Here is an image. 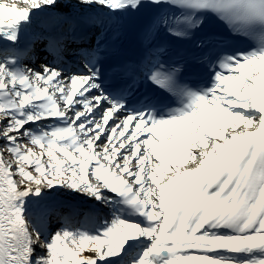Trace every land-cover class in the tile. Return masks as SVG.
<instances>
[{
	"label": "snow or ice",
	"instance_id": "obj_1",
	"mask_svg": "<svg viewBox=\"0 0 264 264\" xmlns=\"http://www.w3.org/2000/svg\"><path fill=\"white\" fill-rule=\"evenodd\" d=\"M146 3L143 55L106 69ZM64 9L95 44L38 36L29 66ZM0 264H264V0H0Z\"/></svg>",
	"mask_w": 264,
	"mask_h": 264
},
{
	"label": "bare ground",
	"instance_id": "obj_2",
	"mask_svg": "<svg viewBox=\"0 0 264 264\" xmlns=\"http://www.w3.org/2000/svg\"><path fill=\"white\" fill-rule=\"evenodd\" d=\"M9 2H11V0H9ZM64 11L65 12H72V10L71 9H64ZM45 41V40H44ZM40 48L38 49L39 50V53H43V52H45L46 50H45V48H46V44H37ZM43 45L45 46V47H43ZM72 46H74V45H70L69 43H68V47H72ZM78 48L79 47H84V44H82V43H79V44H77L76 45ZM73 49H75V48H73Z\"/></svg>",
	"mask_w": 264,
	"mask_h": 264
},
{
	"label": "rangeland",
	"instance_id": "obj_3",
	"mask_svg": "<svg viewBox=\"0 0 264 264\" xmlns=\"http://www.w3.org/2000/svg\"><path fill=\"white\" fill-rule=\"evenodd\" d=\"M78 199L81 200V201H83V203H84L85 205L90 204V203H93L92 201H87V200H85L83 197H78ZM84 208L87 209L86 207H83L82 211H84ZM84 221H85V220H84ZM57 225H58V224H57Z\"/></svg>",
	"mask_w": 264,
	"mask_h": 264
}]
</instances>
